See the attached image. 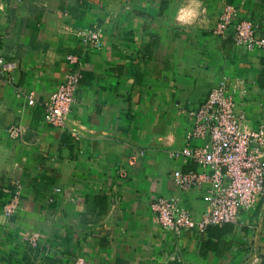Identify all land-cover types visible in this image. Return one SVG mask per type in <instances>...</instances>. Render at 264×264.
<instances>
[{
	"label": "crops",
	"instance_id": "obj_1",
	"mask_svg": "<svg viewBox=\"0 0 264 264\" xmlns=\"http://www.w3.org/2000/svg\"><path fill=\"white\" fill-rule=\"evenodd\" d=\"M229 5L264 35V0H0V56L16 64L0 76V264H264L260 202L224 235L176 236L150 209L175 195L169 151L186 143V110L221 77L248 127L264 119V51L211 33ZM89 28L101 30L100 50L81 45L77 32ZM68 55L80 72L69 123L77 136L44 122ZM16 191L7 219L2 206ZM202 193L183 195L195 218Z\"/></svg>",
	"mask_w": 264,
	"mask_h": 264
},
{
	"label": "built area",
	"instance_id": "obj_2",
	"mask_svg": "<svg viewBox=\"0 0 264 264\" xmlns=\"http://www.w3.org/2000/svg\"><path fill=\"white\" fill-rule=\"evenodd\" d=\"M211 33L219 40L230 36L233 44L247 52L264 51V35L257 34L255 23L242 16L237 6H225ZM77 37L85 50L102 48L99 28L79 31ZM77 61L73 55L66 56L67 72L43 110L46 124L69 131L73 136L78 135L69 125L71 106L80 83V72L75 67ZM15 68V63L0 56V76L5 78ZM235 91L229 78L223 76L203 100L186 110L190 124L185 131L186 143L169 151V156L179 164L170 175L176 193L169 198L155 197L150 202L154 220L162 230L176 236L189 230L205 234L207 228L213 226H238L241 212L255 208L259 202L264 208V119L256 127H248L237 109ZM26 99L28 106L35 105L32 92ZM21 130L19 125L11 126L6 133L14 141ZM194 189H203L201 199L206 204L199 218L194 217L183 198ZM18 208L16 191L2 206V214L11 219ZM37 241L36 235L30 236L32 246H36ZM72 264L88 262L80 256Z\"/></svg>",
	"mask_w": 264,
	"mask_h": 264
},
{
	"label": "trees",
	"instance_id": "obj_3",
	"mask_svg": "<svg viewBox=\"0 0 264 264\" xmlns=\"http://www.w3.org/2000/svg\"><path fill=\"white\" fill-rule=\"evenodd\" d=\"M263 65H264V60H263ZM97 200L100 202H102V199L101 198H97ZM212 229H217L221 234H227V233H229V232H232L233 231V225H231V224H224V225H222V226H213V227H211ZM209 230H210V228H209Z\"/></svg>",
	"mask_w": 264,
	"mask_h": 264
}]
</instances>
